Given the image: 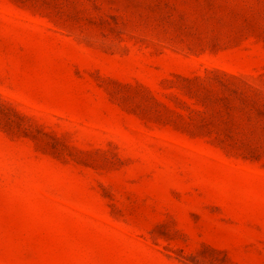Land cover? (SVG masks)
<instances>
[{
  "label": "rangeland",
  "instance_id": "1",
  "mask_svg": "<svg viewBox=\"0 0 264 264\" xmlns=\"http://www.w3.org/2000/svg\"><path fill=\"white\" fill-rule=\"evenodd\" d=\"M0 264H264V0H0Z\"/></svg>",
  "mask_w": 264,
  "mask_h": 264
}]
</instances>
